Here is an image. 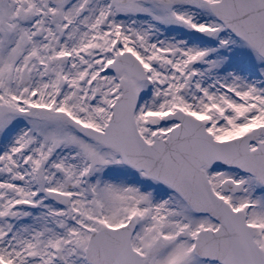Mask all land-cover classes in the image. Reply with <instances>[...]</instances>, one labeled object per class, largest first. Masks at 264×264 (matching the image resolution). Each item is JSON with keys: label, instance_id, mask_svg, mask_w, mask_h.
<instances>
[{"label": "snow or ice", "instance_id": "obj_1", "mask_svg": "<svg viewBox=\"0 0 264 264\" xmlns=\"http://www.w3.org/2000/svg\"><path fill=\"white\" fill-rule=\"evenodd\" d=\"M0 264H264V0H0Z\"/></svg>", "mask_w": 264, "mask_h": 264}]
</instances>
